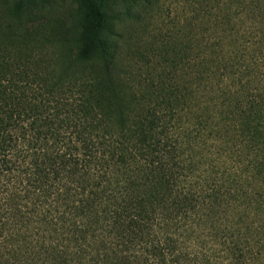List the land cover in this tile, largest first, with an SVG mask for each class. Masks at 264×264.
I'll return each instance as SVG.
<instances>
[{"label":"trees","instance_id":"trees-1","mask_svg":"<svg viewBox=\"0 0 264 264\" xmlns=\"http://www.w3.org/2000/svg\"><path fill=\"white\" fill-rule=\"evenodd\" d=\"M75 1L0 0V264H264V0Z\"/></svg>","mask_w":264,"mask_h":264},{"label":"rangeland","instance_id":"rangeland-1","mask_svg":"<svg viewBox=\"0 0 264 264\" xmlns=\"http://www.w3.org/2000/svg\"><path fill=\"white\" fill-rule=\"evenodd\" d=\"M164 6L168 7L167 12L172 16L174 13L181 12V8L184 4V0H161ZM177 8L178 11L175 9ZM171 11L173 13H171ZM79 12V5L75 0H53L50 6H47L43 10V16L41 19L40 27L38 28L39 33L47 34L53 31H61L63 28H69V36L71 39L70 45L73 47V41L76 39L79 32L77 23ZM120 23L116 24V31L126 32L131 38L135 37V34L140 32L137 24H131L132 22L128 19H120ZM155 24L152 19H147V23L144 27L143 41L148 42L151 40V33ZM143 30V29H142ZM154 32H152L153 34ZM142 50L145 48L142 47ZM144 52V51H143ZM146 52V51H145Z\"/></svg>","mask_w":264,"mask_h":264}]
</instances>
